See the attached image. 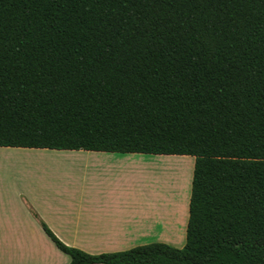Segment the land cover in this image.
Here are the masks:
<instances>
[{
  "label": "trees",
  "instance_id": "obj_1",
  "mask_svg": "<svg viewBox=\"0 0 264 264\" xmlns=\"http://www.w3.org/2000/svg\"><path fill=\"white\" fill-rule=\"evenodd\" d=\"M0 147L195 158L183 248L69 264H264V0H0Z\"/></svg>",
  "mask_w": 264,
  "mask_h": 264
},
{
  "label": "crops",
  "instance_id": "obj_2",
  "mask_svg": "<svg viewBox=\"0 0 264 264\" xmlns=\"http://www.w3.org/2000/svg\"><path fill=\"white\" fill-rule=\"evenodd\" d=\"M178 156L0 147V264L70 263L41 222L66 245L93 255L152 243L183 248L190 180L181 200L165 199L154 178L157 166L170 170L185 159ZM39 159L78 165L82 183H39Z\"/></svg>",
  "mask_w": 264,
  "mask_h": 264
},
{
  "label": "rangeland",
  "instance_id": "obj_3",
  "mask_svg": "<svg viewBox=\"0 0 264 264\" xmlns=\"http://www.w3.org/2000/svg\"><path fill=\"white\" fill-rule=\"evenodd\" d=\"M182 157H185V159L175 160V164H171L170 170L166 167L167 165H159L156 168L154 176L155 186L159 191H165L163 193L166 197L163 194L161 195L164 196L165 199H167L169 194L171 198L181 196V200H183L185 198L187 186L189 185V180L190 191L192 190L195 159L190 156ZM48 162L49 160L44 161L39 159V183H82V172L80 169H77V167H79L78 165L72 162L69 163L66 160H59V162L56 161V163L53 161ZM192 162L194 164H192ZM163 167H165L164 170H161Z\"/></svg>",
  "mask_w": 264,
  "mask_h": 264
}]
</instances>
